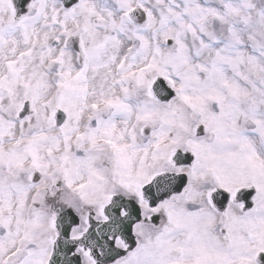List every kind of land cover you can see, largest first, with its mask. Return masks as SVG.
<instances>
[{"label": "snow or ice", "instance_id": "obj_1", "mask_svg": "<svg viewBox=\"0 0 264 264\" xmlns=\"http://www.w3.org/2000/svg\"><path fill=\"white\" fill-rule=\"evenodd\" d=\"M0 264H264V0H0Z\"/></svg>", "mask_w": 264, "mask_h": 264}]
</instances>
